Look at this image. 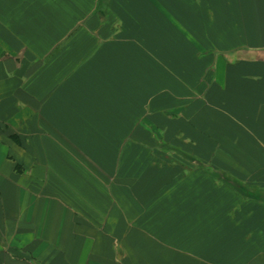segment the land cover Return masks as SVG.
<instances>
[{"label":"crops","instance_id":"obj_1","mask_svg":"<svg viewBox=\"0 0 264 264\" xmlns=\"http://www.w3.org/2000/svg\"><path fill=\"white\" fill-rule=\"evenodd\" d=\"M0 264H264V0H0Z\"/></svg>","mask_w":264,"mask_h":264}]
</instances>
